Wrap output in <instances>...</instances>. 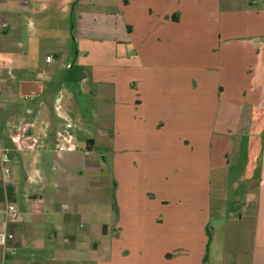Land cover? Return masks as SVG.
Instances as JSON below:
<instances>
[{
  "label": "crops",
  "instance_id": "0c3cea01",
  "mask_svg": "<svg viewBox=\"0 0 264 264\" xmlns=\"http://www.w3.org/2000/svg\"><path fill=\"white\" fill-rule=\"evenodd\" d=\"M59 15L76 35L71 61L59 48L41 53L71 41L47 33ZM118 45L124 56L104 52ZM63 68L116 87L102 255L69 230L74 216L90 221L99 173L95 139L80 147L76 125L74 149L56 150L70 124L50 100L64 87ZM0 144L12 150L0 209L18 212L11 221L0 214V264L30 242L59 264H264V0H0ZM239 164L236 209L224 213L229 169ZM46 227L47 242H33ZM58 234L60 246L50 240Z\"/></svg>",
  "mask_w": 264,
  "mask_h": 264
},
{
  "label": "rangeland",
  "instance_id": "374dc122",
  "mask_svg": "<svg viewBox=\"0 0 264 264\" xmlns=\"http://www.w3.org/2000/svg\"><path fill=\"white\" fill-rule=\"evenodd\" d=\"M105 10H103L104 12ZM62 16V17H61ZM69 16V15H67ZM65 16V17H67ZM63 15H59L58 18H61V23L58 27L54 26L55 29L47 31L50 37L55 39L63 38L64 35L67 37H71V41H69L66 45L63 44L62 41H53L54 48L45 47L42 54H47L53 52L54 49L59 48L58 50L62 52L63 55H67L69 61H71L74 54H75V47L72 38H76L75 32L70 29V19H65ZM72 20V19H71ZM51 19V22L55 24V21ZM123 45H118L115 47V50L111 47H103L104 52H107L113 55L124 56L125 49ZM181 49L186 50L187 47H181ZM79 51V50H78ZM95 51V49H94ZM83 54L77 52L80 55H86V52L81 51ZM88 73L85 70L86 74ZM70 70L68 69H61L60 77L61 82L64 84L62 91L55 94H50V100L52 101L53 105H63L65 109H67L66 114L67 118L65 119L66 122L70 121V125H76L77 128L80 130V139H79V146L85 148L88 144V138L95 139V145L91 154L92 157V164L96 168L97 173L99 176L97 180L99 181L96 186H98V193H99V203L97 205L90 206L89 205V214H90V221L87 222L82 218L79 214L74 216L71 220V225L69 227L70 231L77 233L83 238V242L81 244L82 247L84 245L90 246L93 243L98 244L100 252L107 249L109 246L108 238L105 233V229L102 228L104 226H108L109 222V213L111 205H109V200L111 201L112 197V190L109 189L106 185V178L103 179L102 175H106L108 171L107 165V156H108V144H107V129L105 127L106 124L111 123L112 121V113L110 110V105H117V100H113V96L111 94L115 93V85L114 84H102L101 82H93L91 78H86L84 81L81 82L82 77L70 76ZM126 73H121L120 79L118 81V86H124V76ZM84 76V75H83ZM180 82L186 81L185 78L178 79ZM58 99V100H57ZM244 125L242 127V132H248V129ZM240 164L244 162V158H240L237 160ZM233 162V160H232ZM239 165H231L229 169V176L227 181V188L224 189L225 196L228 198V205L224 207V213H228L229 211L236 209L235 204H232V197H235L236 191L235 187L239 183V176L242 172V166ZM218 174L214 177L213 186L215 187L216 183H218ZM149 194L147 195L148 198H153V193L148 191ZM216 191L215 190V194ZM73 198V197H72ZM71 197H68L65 200H69ZM67 209H70L67 206ZM72 217V216H70ZM218 221L216 210L213 211V219L212 222L216 223ZM45 226V225H44ZM45 228V227H44ZM52 227H46L45 231H40L36 240L33 242H40L46 241L49 234H53ZM60 234V233H59ZM58 234L57 237L54 238V235L51 236V241L55 242L57 246H60L66 237L65 235ZM22 248L19 249V253L15 256L11 255L7 252L10 256L7 258L6 264L17 263L18 261H25L28 263H42L43 261H47V264H59V259H56V255L49 254L46 252H40L39 249H34L31 246V242L26 244V246H21ZM47 251V250H46ZM103 252H101V255ZM56 257V258H55ZM62 263V262H61Z\"/></svg>",
  "mask_w": 264,
  "mask_h": 264
},
{
  "label": "built area",
  "instance_id": "2783aa9c",
  "mask_svg": "<svg viewBox=\"0 0 264 264\" xmlns=\"http://www.w3.org/2000/svg\"><path fill=\"white\" fill-rule=\"evenodd\" d=\"M5 27V24L2 25ZM50 57L46 60L50 61ZM72 126L68 124L66 129L57 134L56 150L57 152L72 151L74 149L73 136L71 134ZM11 148L0 144V169L6 176L10 175V163H11ZM0 214L4 215L7 221L15 220L18 216L17 209L14 204L8 203L2 209ZM12 239V235L8 234L5 237V241Z\"/></svg>",
  "mask_w": 264,
  "mask_h": 264
}]
</instances>
